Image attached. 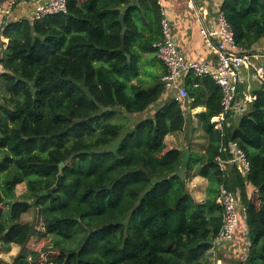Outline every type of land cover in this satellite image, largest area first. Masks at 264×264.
Wrapping results in <instances>:
<instances>
[{
    "label": "trees",
    "instance_id": "1",
    "mask_svg": "<svg viewBox=\"0 0 264 264\" xmlns=\"http://www.w3.org/2000/svg\"><path fill=\"white\" fill-rule=\"evenodd\" d=\"M132 2L122 50L120 8ZM141 9L152 23L148 36L133 19ZM220 11L238 46L255 52L264 39V0H224ZM3 35L9 43L0 77V203L9 209L0 207V245L22 248L13 264H42L26 248L35 236L52 239L45 264H206L209 242L223 226V187L239 193L244 208L239 227L249 250L237 264H264V83L251 92L248 113L234 123L231 112L222 130L212 121L223 112L222 90L211 78L188 76L184 105L162 82L133 84L137 58L155 53L162 40L157 0H68L66 14L9 21ZM162 101L129 131L110 121L117 108L143 114ZM201 106L206 110L196 117L210 138L206 150L166 151V136L184 130L186 111ZM232 142L251 164L247 176L217 162L229 158L222 148ZM62 164L61 186L41 196L56 185ZM193 177L209 181L203 202L188 190ZM22 183L27 190L17 197ZM31 208L44 231L22 222Z\"/></svg>",
    "mask_w": 264,
    "mask_h": 264
},
{
    "label": "built area",
    "instance_id": "2",
    "mask_svg": "<svg viewBox=\"0 0 264 264\" xmlns=\"http://www.w3.org/2000/svg\"><path fill=\"white\" fill-rule=\"evenodd\" d=\"M21 5H27L30 8L29 20L31 21H42L49 16L68 12V0H0V77L5 71L2 52L7 49L9 43L3 31L15 10ZM158 6L161 12L162 40L154 46L158 58L166 67L162 83L171 98L184 105L189 100V92L185 86L188 76L211 78L222 90L223 112L212 119L216 123L215 128L222 130L225 118L234 112L236 96L242 82V72L253 70L255 78L264 83V51L251 53L239 47L232 26L224 12H219L216 29L209 30L202 25L200 30L206 46L216 57L215 61L209 63L203 59L186 60L176 45L172 24L161 0H158ZM195 86L197 87L198 84ZM253 100L254 98L250 102ZM222 151L229 157L228 159H224L223 156L217 157L222 170H227L229 165H233L237 167L240 174L246 176L250 174L251 164L236 142L229 143L222 148ZM218 203L223 207V226L214 243L225 245L234 240L240 225V209L244 208L241 207L239 193L225 187L221 189Z\"/></svg>",
    "mask_w": 264,
    "mask_h": 264
},
{
    "label": "crops",
    "instance_id": "3",
    "mask_svg": "<svg viewBox=\"0 0 264 264\" xmlns=\"http://www.w3.org/2000/svg\"><path fill=\"white\" fill-rule=\"evenodd\" d=\"M164 4V9L167 17L173 27V34L178 49L184 55L186 60H207L209 63L215 61L216 57L212 54L210 49L206 46L200 30L202 25H205L209 30L217 28L218 12L224 0H161ZM158 4V0H157ZM30 8L27 5H21L15 10L13 17L9 20L20 21L22 19H29ZM221 12V11H220ZM150 13V11H149ZM141 9L139 12H133V19L137 22L140 32L146 36L153 34L152 23L150 18L145 15ZM144 19H143V18ZM162 30V28H161ZM140 45L136 44L133 50L140 49ZM255 51H264V39L260 42ZM4 55V53L2 52ZM137 74L133 76L132 83L144 88H150L158 82H162L166 74V67L158 58L157 53H141L136 60ZM249 71L242 72V84H247L250 81ZM253 80V79H252ZM255 80V79H254ZM253 80V81H254ZM186 84V83H185ZM240 85V86H241ZM247 86L248 92L251 90ZM254 90V88H253ZM252 96V94L246 95ZM163 101L151 107L143 115L146 117L152 116L156 109L163 105ZM195 110V109H193ZM197 113L204 112V106L196 108ZM234 116V112L232 117ZM229 121V120H228ZM231 122V121H230ZM234 123H236L234 121ZM245 233L247 229L245 228ZM249 240L248 236L244 235L242 229L239 227V233L234 237V240L225 245H214L206 253V264H237L241 262L248 254Z\"/></svg>",
    "mask_w": 264,
    "mask_h": 264
},
{
    "label": "rangeland",
    "instance_id": "4",
    "mask_svg": "<svg viewBox=\"0 0 264 264\" xmlns=\"http://www.w3.org/2000/svg\"><path fill=\"white\" fill-rule=\"evenodd\" d=\"M132 76L134 75L131 74ZM249 76L251 77L250 81H247V84L240 83L241 86L240 92L236 96V102L234 105V116L228 119L229 121L238 122L240 117L247 114L250 107L249 104L252 102L251 96H247L251 94L252 91L261 88L262 81L260 79L255 78V72L253 70L249 71ZM254 81H253V80ZM251 86V90L247 89V86ZM254 88V90H253ZM254 101V100H253ZM164 102V101H163ZM247 104V105H246ZM116 114L112 119H110L113 123L124 124L125 129L129 131L132 129L140 120L146 118V115L143 114H128L117 108ZM197 110L186 111V115L188 117L187 124L184 130L177 132L173 135H168L165 138V143L167 144V150L172 148H178L181 151L187 152H200L203 153L210 143L209 135L205 132L203 125L198 117L194 114ZM121 138L116 141L115 146L119 144ZM186 172L184 174V178L186 176ZM209 185V181L202 177H193L188 181V190L193 196V198L197 202H203L207 198V187ZM27 190L26 183H22L16 187L15 194L17 197L22 196ZM0 207L4 209H9L8 204H1ZM242 207V206H241ZM22 222L25 223H33L38 230L44 231V222L43 219L38 215L37 210L35 208H31L26 214L22 217ZM28 250L34 251L38 253V257L36 262L34 263H47L49 259V255L52 253V239L51 238H43L39 239L37 236L33 237L31 241L28 243ZM22 248L18 245H11L10 247L6 245H0V259L3 260L4 264H13L16 257L21 253ZM217 264V263H216Z\"/></svg>",
    "mask_w": 264,
    "mask_h": 264
},
{
    "label": "water",
    "instance_id": "5",
    "mask_svg": "<svg viewBox=\"0 0 264 264\" xmlns=\"http://www.w3.org/2000/svg\"><path fill=\"white\" fill-rule=\"evenodd\" d=\"M132 6H134V3H130L128 5H125L123 7L120 8V11H121V15H120V22L122 23L123 25V29H122V50L125 49V43H124V36L125 34L127 33L128 31V27L125 25V16H126V12L128 11L129 8H131ZM126 57H127V63H130L131 62V55L128 54V53H125ZM85 92L87 93V95L89 96L90 99H92V95L89 91L88 88L85 89ZM113 111V109L111 107H108V108H105L103 107L102 108V113H105V112H111ZM63 167L64 165L62 164L60 166V174H59V177H58V181L56 183V185H54L51 189H49L48 191H44L41 193V196L43 195H47V194H50V195H53L54 192L61 186L62 184V173H63ZM186 170L185 169H181L177 175L179 177H181L182 179H184V174H185ZM210 245L214 246L215 243L214 242H209Z\"/></svg>",
    "mask_w": 264,
    "mask_h": 264
}]
</instances>
